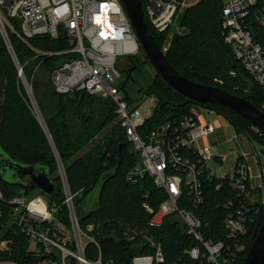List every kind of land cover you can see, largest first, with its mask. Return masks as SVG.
<instances>
[{
	"label": "trees",
	"instance_id": "1",
	"mask_svg": "<svg viewBox=\"0 0 264 264\" xmlns=\"http://www.w3.org/2000/svg\"><path fill=\"white\" fill-rule=\"evenodd\" d=\"M141 1L145 22L162 49L166 36H157L145 12L147 2ZM263 5L264 0H258L257 6ZM222 13L221 0H200L198 4L188 7L180 21L187 34L174 37L166 53L168 62L187 80L221 88L264 111V88L257 86L237 60L234 51L225 44ZM257 32L264 35V28L258 27ZM10 39L19 63L24 66V74L32 64H40V68L54 71L60 65L57 66L60 60L64 62L71 59V56L65 55L38 57L31 49L34 47L47 54L67 50L69 46L62 36L59 39H32L29 43L31 47L15 36ZM135 65L132 64V70H135ZM41 85L39 82L34 83L33 91L42 106L47 131L31 110L14 60L0 35V193L3 196L0 199V264H41L43 260V257L30 250L26 235L12 224L10 202L21 196L23 190L29 194L34 189L26 179L20 180L15 176L8 164L32 167L36 173L45 172L56 186V191L48 196L51 204H62L65 195L58 161L64 166L67 185L74 195L80 228L87 231L92 227L89 235L100 246L99 250L92 243L88 245V259L97 261L101 254L103 264H132L137 255L155 253L145 238L147 236L161 244L166 264L179 259L186 264H207L195 262L185 254L195 243L186 236L183 226L173 217H169L162 228L153 229L149 226L150 215L143 205L147 203L158 210L167 196L149 178L138 180L137 184L127 181L130 171L139 164V157L132 151L124 129L117 122L115 104L85 92L60 95L53 84L45 88ZM121 85L124 89L125 85ZM145 95L155 97L157 103L152 116L140 130L143 133L166 123L177 124L191 114L193 107L206 106L188 100L159 75ZM207 107L228 121L237 134L245 135L248 140L252 139L264 148V133H255L250 121L221 105ZM115 122L117 125L105 146L95 149L90 155L77 156L88 141ZM76 128L78 133H74ZM104 177L109 178L104 181ZM204 193L205 201L195 212V216L203 222V235L206 240L225 242L228 235L224 223L228 213L225 205L235 200V193L227 181L219 191H216L215 182H208ZM94 199L95 208L87 210L86 202ZM62 218L69 226L66 207L62 210ZM256 219L257 222L242 240L248 252L264 223V205ZM248 252L237 264H245Z\"/></svg>",
	"mask_w": 264,
	"mask_h": 264
},
{
	"label": "built area",
	"instance_id": "2",
	"mask_svg": "<svg viewBox=\"0 0 264 264\" xmlns=\"http://www.w3.org/2000/svg\"><path fill=\"white\" fill-rule=\"evenodd\" d=\"M146 2L145 12L151 26L157 36H166L177 15L200 0L194 4H189L187 0ZM221 2L225 44L234 51L257 86L264 88V35L257 32L258 27L264 28V5L258 7V0ZM0 35L16 59L11 36L29 47L32 39L64 37L69 46L67 50L47 54L34 47L31 49L38 57L71 56L52 72V84L58 94L85 92L115 104L117 122L124 129L132 151L139 157V164L130 171L127 181L137 184L138 180L149 178L167 196L158 210L147 203L143 205L150 215L149 226L162 228L164 222L173 217L195 243L194 247L185 251L191 260L207 264L238 263L248 252L242 240L257 222L256 217L263 206L251 200L250 169L246 163L248 155L244 153L238 158L233 175L222 179L213 176L208 165L215 158L213 150L210 146L199 149L196 143L199 139L208 138L217 128L214 123L203 124L196 107L177 124L166 123L150 132L140 131L148 119L138 106H133L128 100L125 89L119 83L118 58H127L131 65V59L141 48L121 0H0ZM162 50L165 53L168 48L163 46ZM39 66L37 64L36 69ZM17 70L32 100L24 66L19 63ZM201 108L204 113H216L206 106ZM252 129L262 135L263 131L255 126ZM250 141L254 143V149L249 156L258 158L264 148L254 140ZM58 169L65 195L63 203L36 205L27 197L17 196L10 202L12 224L29 239L30 250L43 257L41 264H103L100 253L97 261L86 257L89 244H94L99 250L100 246L89 235L92 227L87 231L80 228L74 195L67 185L66 172L60 161ZM226 181L235 193V200L225 205L228 209L224 219L227 239L225 242L206 240L202 232L203 222L195 216V212L205 201V185L215 182L216 191H219ZM64 207L68 210L69 226L62 218ZM148 240L155 253L137 255L132 264H166L161 244ZM170 264L186 262L179 259Z\"/></svg>",
	"mask_w": 264,
	"mask_h": 264
},
{
	"label": "rangeland",
	"instance_id": "3",
	"mask_svg": "<svg viewBox=\"0 0 264 264\" xmlns=\"http://www.w3.org/2000/svg\"><path fill=\"white\" fill-rule=\"evenodd\" d=\"M196 1L197 0H187L189 4H194L196 3ZM183 14L184 12H181L177 15V17L173 21L172 28L167 32V35L164 39L165 41L163 42V46L167 47L168 49L172 41L174 40L175 36H185L187 34L185 29L182 28L180 25V21L183 17ZM166 53L167 52H165V54ZM62 62L63 60H60L57 63V66ZM131 63L136 64L135 70H133L132 72L131 70L125 68L127 64V58H118V65L120 66L119 70L121 73V79L119 80V83L125 85L124 89L129 97H131L132 99L136 98L133 106H138L139 110L143 113V115L147 119H149V117H151L154 112L153 110L156 107L157 100L153 96L147 97L145 95V91L147 90L148 86H150L152 81L158 76V74L150 64L147 55L144 54L142 47L140 48V51L136 54V56L131 59ZM36 66L37 65L34 66V64L30 65L26 69L27 75L25 74L30 84L29 88H31L32 100L29 99L27 91L24 88L25 86L23 85L21 80H20V84H22L23 86L22 88H24L25 93L28 99L30 100L31 110L34 116L37 118L40 124L41 123L43 124L42 125L43 129L47 131L46 123L44 121V116L41 111L42 106L40 105L39 100L35 97L33 91V84L39 82L40 84H42L41 86L43 88L50 87L52 85L51 81H52L53 70L51 71V69H48L46 67H41V68L39 67L38 69H36ZM153 73H154V78H153ZM134 93L135 96L132 97V94ZM196 109L199 115L201 116V121L203 122V124L214 123L218 127L214 133L209 135L208 138L199 139L196 143V147L201 149L210 146L214 154L216 155L218 154V157L221 156L226 157L225 161L222 162L221 164L217 163L214 160L208 163L213 176L222 179V177L233 175L236 166L238 164L237 158L242 156L244 153H247L249 159L250 157L249 154L254 149L253 148L254 143L248 140L245 135L237 134L235 129L230 125V123H228V121H226L223 117H219L217 113H213V112L204 113V109L198 106L196 107ZM116 125L117 122H115L111 126H108L106 129L100 132L94 139L88 141L89 143L86 144L84 149L77 156L84 157V155L87 154L90 155L91 153L94 152L95 149L101 146H105L106 141H108V137L111 135L112 130ZM78 131L79 130L76 128L74 130V133H78ZM49 138H51L50 135ZM259 147L261 146L259 145ZM261 157L264 158V152L262 153ZM258 164L259 162L256 158H251L250 161L247 163L250 169V174L252 168V177H254L255 180L260 178L259 176L260 168ZM28 180L29 178H27V181ZM21 196H24L25 198L27 197L28 201L33 202V204L36 205H40V204L51 205L50 197H48V195L41 192L40 189L39 190L34 189L29 194H25L23 190ZM95 203H96L95 199L86 202V209L95 208ZM74 207H75V203H74ZM146 238L148 237L146 236Z\"/></svg>",
	"mask_w": 264,
	"mask_h": 264
},
{
	"label": "water",
	"instance_id": "4",
	"mask_svg": "<svg viewBox=\"0 0 264 264\" xmlns=\"http://www.w3.org/2000/svg\"><path fill=\"white\" fill-rule=\"evenodd\" d=\"M121 1L124 4L130 24L134 28L144 54L147 55L150 64L156 70L157 74L162 77V79L167 82L172 89L197 104L203 106L221 105L226 107L241 116L244 120L250 121L253 126L264 132V111H260L250 102L235 95H231L221 88L201 85L183 77L174 67L170 65L167 59V54H165L163 50L158 47L149 26H147L145 22V13L143 12L142 1ZM11 55L16 68L18 69V61L13 54ZM41 125L43 124L41 123ZM120 163L121 161L118 163L119 166ZM8 165L9 169L14 171L15 176H17L20 180L29 178L31 188L40 189L41 192L48 196H51L56 191L55 184L45 172L36 173L34 168L23 167L19 164L10 163ZM108 178L109 177H104L103 180L105 181ZM258 233L257 238L250 246L251 248L244 261L245 264H264V223Z\"/></svg>",
	"mask_w": 264,
	"mask_h": 264
},
{
	"label": "crops",
	"instance_id": "5",
	"mask_svg": "<svg viewBox=\"0 0 264 264\" xmlns=\"http://www.w3.org/2000/svg\"><path fill=\"white\" fill-rule=\"evenodd\" d=\"M131 67H132V64L130 65L129 62H127L125 68L128 69V70H132ZM153 78H154V73H153ZM126 95H127V98L130 99V101L134 104V101L136 100V98L135 99H132L131 97L128 96L127 92H126ZM134 96H135V93L132 94V97H134ZM219 117H221V116H219ZM216 128H218L217 125H216ZM214 155H215V158L213 160L216 161L219 164H221L222 162H224L225 159H226L225 156L218 157V154L217 155L214 154ZM261 155L258 158H256L258 160V162H259L258 165H259V168H260V175H259L260 178H258L257 180H255L254 177H252V168H251V174H250V177H251L250 187H251V191H252V199L251 200H252L253 203H255L257 205H264V158H262ZM260 157L262 158V160H261ZM251 158H254V157L250 156L249 159L247 160V163L250 161Z\"/></svg>",
	"mask_w": 264,
	"mask_h": 264
},
{
	"label": "flooded vegetation",
	"instance_id": "6",
	"mask_svg": "<svg viewBox=\"0 0 264 264\" xmlns=\"http://www.w3.org/2000/svg\"><path fill=\"white\" fill-rule=\"evenodd\" d=\"M27 180V178H25Z\"/></svg>",
	"mask_w": 264,
	"mask_h": 264
}]
</instances>
